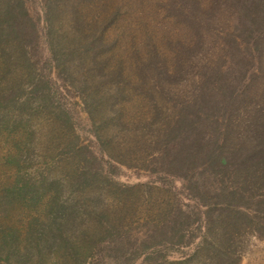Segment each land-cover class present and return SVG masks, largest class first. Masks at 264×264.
Here are the masks:
<instances>
[{"label": "rangeland", "instance_id": "1", "mask_svg": "<svg viewBox=\"0 0 264 264\" xmlns=\"http://www.w3.org/2000/svg\"><path fill=\"white\" fill-rule=\"evenodd\" d=\"M230 3L90 0L52 27L25 1L40 54L0 65V264H264V38L233 41Z\"/></svg>", "mask_w": 264, "mask_h": 264}, {"label": "trees", "instance_id": "2", "mask_svg": "<svg viewBox=\"0 0 264 264\" xmlns=\"http://www.w3.org/2000/svg\"><path fill=\"white\" fill-rule=\"evenodd\" d=\"M26 0H0V65L5 62H16L17 65L22 67L23 69H28L31 71V59L35 57L39 58L38 54L40 51L36 48L28 49L24 48V45L28 43L32 45L36 39L30 36V29L32 22L29 23V19H31L27 13V9L25 7ZM46 5H48V11L46 12V24H50L51 26H60L59 23L56 22V19L59 17H63L62 11L64 9V5L70 7L73 11L76 7V11L79 12V15L76 16L77 19L85 20L86 19V10L85 6L89 4L90 0H43ZM78 4H82L81 7ZM75 6V7H74ZM228 7V6H227ZM229 9V15L234 16L235 20L237 19L236 35L233 37V41H238V38H241L245 44H248V41L253 40L252 43H257L259 46L261 40L264 38V0H231ZM29 17V19H28ZM235 27V26H234ZM237 30V31H236ZM52 34H55V29L52 30ZM65 40L67 37L64 38ZM14 46V53L19 50L18 54L15 56H10L9 53H4L3 50L7 47ZM251 47V46H250ZM10 50H8L9 52ZM74 60L78 54V48H74L73 53H71ZM58 55V53L54 52V56ZM36 57V58H37ZM37 58V59H38ZM57 59V56H55ZM71 60V61H72ZM68 62L67 58H64V64ZM73 66V63L70 62ZM8 66V64H7ZM70 66V65H69ZM68 67V66H67ZM72 67L70 66V70ZM80 69V68H78ZM73 71V70H72ZM29 76V75H28ZM29 79V77L27 78ZM32 81V80H31ZM85 93L91 92V86L88 85L87 82L84 84ZM2 98V97H1ZM257 157L254 155L253 162L258 167H264V153L260 151H256ZM221 163L226 164L227 158L222 157ZM264 169V168H263Z\"/></svg>", "mask_w": 264, "mask_h": 264}]
</instances>
